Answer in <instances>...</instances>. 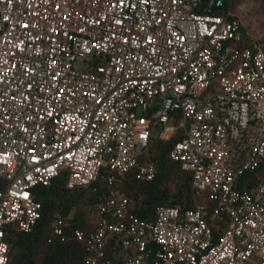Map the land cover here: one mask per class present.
Wrapping results in <instances>:
<instances>
[{
	"label": "built area",
	"instance_id": "1",
	"mask_svg": "<svg viewBox=\"0 0 264 264\" xmlns=\"http://www.w3.org/2000/svg\"><path fill=\"white\" fill-rule=\"evenodd\" d=\"M223 2L0 0V264L8 227L40 218L33 189L63 173L67 189L106 185L92 229L56 214L47 233L83 243L84 264H264V181L236 188L264 161V45L240 47ZM153 130L180 132L169 158L192 206L143 220L120 187L154 179L138 160Z\"/></svg>",
	"mask_w": 264,
	"mask_h": 264
},
{
	"label": "trees",
	"instance_id": "2",
	"mask_svg": "<svg viewBox=\"0 0 264 264\" xmlns=\"http://www.w3.org/2000/svg\"><path fill=\"white\" fill-rule=\"evenodd\" d=\"M234 4V0H224L221 11L226 12ZM213 12L219 11L213 9ZM240 30L242 34L240 47H250L252 40L247 37L242 28ZM100 61L98 58H92L83 68L88 70ZM154 131L151 132L147 144L138 154L139 161L149 159L155 163L154 179L144 182L128 175L120 187L128 199L131 211L143 220H153L156 208L160 205L172 203L181 208L192 206L190 175L181 170L179 163L169 158V151L181 138L180 132H176L168 140H162L157 130ZM102 173L106 174L107 170L104 168ZM258 180L264 181V161L255 171L242 175L236 188L250 189ZM65 182L66 173H63L54 178L50 185L37 186L33 189L34 199L41 206V215L29 233L22 232L14 226L8 227L5 236L8 246V264H84L86 250L83 243L71 237L65 242H47V233L56 214H61L68 219L67 234L76 227L84 231L92 229V223L87 217L88 211L91 212L101 191L106 190V185L101 180H97L90 187L67 189ZM93 188L94 192H92ZM171 198H173L172 202L169 201ZM70 213L72 215L69 218ZM107 251L109 256L115 255V252ZM119 262L115 259L113 264H119Z\"/></svg>",
	"mask_w": 264,
	"mask_h": 264
},
{
	"label": "rangeland",
	"instance_id": "3",
	"mask_svg": "<svg viewBox=\"0 0 264 264\" xmlns=\"http://www.w3.org/2000/svg\"><path fill=\"white\" fill-rule=\"evenodd\" d=\"M231 11L239 20L243 32L252 41H259L264 45V0H234ZM80 66V62L77 63ZM156 131V130H155ZM154 131V132H155ZM92 212L88 211V220L91 222ZM72 213L68 215L70 216Z\"/></svg>",
	"mask_w": 264,
	"mask_h": 264
}]
</instances>
